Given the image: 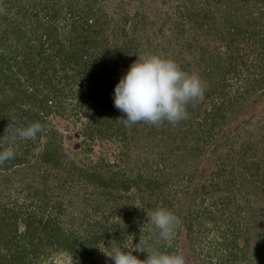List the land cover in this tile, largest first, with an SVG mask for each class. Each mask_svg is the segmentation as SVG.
<instances>
[{
	"label": "trees",
	"instance_id": "obj_1",
	"mask_svg": "<svg viewBox=\"0 0 264 264\" xmlns=\"http://www.w3.org/2000/svg\"><path fill=\"white\" fill-rule=\"evenodd\" d=\"M113 1L0 0V151L15 153L0 165V264L61 256L71 264H113L103 252L110 242L128 250L141 238L180 254L188 239L186 264H264V0H184L163 20L150 19L158 11L148 0H128L145 8L133 14L120 12L128 4L120 2L111 15ZM152 54L198 74L204 95L176 125L125 126L115 86L138 55ZM257 110L253 133L245 129L253 121L241 116ZM81 114L91 142L121 145L115 164L65 160L48 118ZM36 122L46 129L36 139L15 134ZM242 128L252 138L238 140ZM43 137L44 147L32 154ZM122 163L126 171L106 168ZM41 169V182L26 181L22 189L30 203L7 200L16 175L31 178ZM63 191H73L67 219ZM157 208L181 219L172 248L148 220Z\"/></svg>",
	"mask_w": 264,
	"mask_h": 264
},
{
	"label": "clouds",
	"instance_id": "obj_2",
	"mask_svg": "<svg viewBox=\"0 0 264 264\" xmlns=\"http://www.w3.org/2000/svg\"><path fill=\"white\" fill-rule=\"evenodd\" d=\"M205 86L196 73L185 72L172 59L152 54L139 56L127 73L115 86L114 105L125 114L121 123L131 126L137 123L160 125L169 122L173 125L189 118L187 106L201 99ZM41 123L16 128L15 134L21 139H36L45 132ZM15 158L11 148L0 151V165ZM148 220L159 229V238L167 248H172L176 230L181 219L171 210L157 208L148 213ZM136 247L125 250L119 244L109 243L110 251H103L113 264H186L185 257L178 252L159 251L153 248L150 240L140 239ZM134 252L147 253L141 260Z\"/></svg>",
	"mask_w": 264,
	"mask_h": 264
},
{
	"label": "rangeland",
	"instance_id": "obj_3",
	"mask_svg": "<svg viewBox=\"0 0 264 264\" xmlns=\"http://www.w3.org/2000/svg\"><path fill=\"white\" fill-rule=\"evenodd\" d=\"M170 1L169 4L163 5L161 4L162 0H148L146 2L147 7H151V9L153 11H158L157 12V16L155 14H152V17L150 19L154 20L157 17H161L162 16V20L165 18V16L163 14H165V12H170L173 13L174 8H176V6L178 4H180L181 2H183L184 0H168ZM114 3L109 6V11L111 13V15H113V12L116 10L115 8L117 7V4H119L120 2L122 3H128L127 5L125 4L124 9L120 10V12L122 11H129L132 13H135V11H142L145 10L144 7H137V2H133L132 4L129 3L128 0H114ZM118 10V9H117ZM119 11V10H118ZM152 11V13H154ZM132 13V14H133ZM175 18H173V20H171L170 22H168L165 26H166V31L167 34L168 33H172L173 29L175 28V24L174 23ZM65 22H62L61 27H63V25ZM187 28V26H186ZM261 109V104L260 107L258 108V110ZM256 111V113H254L253 118H250V114H246L244 116H241L242 120L244 119H250L253 122L251 124H249L247 127H245V129H247L248 131H252L253 133L257 132V122L261 121V116L259 115V111ZM261 111V110H260ZM80 117V118H79ZM49 126H54L55 130L58 131V138L56 137V139L59 140V142H62V146L64 149L65 154H67L65 160L66 161H73L75 164L81 166L82 163L85 162H89L90 160L97 162L99 159H107L111 164H115L116 161L119 160V153L121 151V145H119L118 142L116 143H112V142H108L107 140L101 141V140H96V141H90V139L87 137V135L84 134L83 132V127L84 125L87 123V117L85 115H79L75 118H70V119H63L61 117H54L52 118V116H50L49 118ZM244 129L242 128V130L238 131L237 134L239 135L238 140L242 139H248V138H252V135L250 133H247L245 131H243ZM235 134V131H234ZM258 138H261V135H258ZM46 138L43 137L40 139V141L38 142L36 148L33 150L32 154L38 155L40 150H42V147H44V144L46 143ZM89 144H91V146H89ZM261 156V155H260ZM33 156H29V160L31 161V163L34 162V160H32ZM36 158V157H35ZM202 159V158H201ZM205 159H208V155L207 158L205 157ZM207 161V160H206ZM192 164V162H191ZM125 163H122L121 166L116 165V166H108L106 168H111L112 170H114V172L119 171V172H123V170L126 171L125 168ZM128 167V166H127ZM183 168H186L185 164L182 165ZM44 169V167L42 168ZM41 170H37L36 172H34L33 176L31 178H28L27 175L23 176V175H16L12 181V184L10 185V189H7V192L5 194V196H7V200H18L21 203H24V201H27V203H30V200H28L27 196H28V190H23V187H25L26 181H35L36 183L41 182V179L39 177V173L42 172ZM129 170V169H128ZM174 171V169H172ZM132 174H134V170L132 172ZM31 176V175H30ZM35 178V180H30ZM1 179V178H0ZM52 181V180H51ZM53 182V181H52ZM187 182V181H186ZM183 183L182 186L178 189H186V187L188 186V182L187 183ZM41 187V185H40ZM1 188V187H0ZM174 186L171 188V190H174ZM177 188V187H176ZM175 188V189H176ZM133 190H131L129 193L130 194H134L136 193L137 189L136 186H134L132 188ZM83 191V190H82ZM81 191V192H82ZM120 191V190H119ZM73 192V191H72ZM72 192H67V191H63L60 193V195H63V198L65 199V211L66 214H64L62 217L63 219H67L68 216H66L67 214L69 215V213L73 212V205L71 202H69L71 200V193ZM84 192V191H83ZM9 195H8V194ZM58 195V192L57 194ZM60 195L58 197H60ZM79 209H82V207L84 206V204L82 203V201L76 203ZM76 207V208H77ZM204 207H208V205L204 206ZM258 207L257 205L255 206V208ZM213 208V207H211ZM76 210V209H75ZM118 211V210H117ZM126 211V210H123ZM119 214L117 215L118 218L120 216V212H118ZM210 225H213V223H210ZM185 246V250L183 251L182 255L185 257H189L191 256L188 252L190 250H192V248L189 249V245L190 242L189 240H185V238H183V242H182V246ZM183 246V247H184ZM194 259V257H192ZM194 264H201L200 262L194 260L193 261ZM46 264H71V259H67L65 258V256H61L58 257Z\"/></svg>",
	"mask_w": 264,
	"mask_h": 264
}]
</instances>
